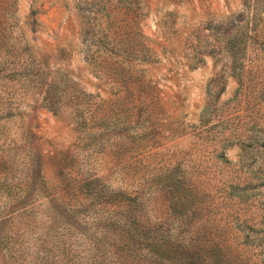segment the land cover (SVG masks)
I'll use <instances>...</instances> for the list:
<instances>
[{"label":"rangeland","instance_id":"374dc122","mask_svg":"<svg viewBox=\"0 0 264 264\" xmlns=\"http://www.w3.org/2000/svg\"><path fill=\"white\" fill-rule=\"evenodd\" d=\"M190 242L264 264V0H0V264Z\"/></svg>","mask_w":264,"mask_h":264},{"label":"trees","instance_id":"16d2710c","mask_svg":"<svg viewBox=\"0 0 264 264\" xmlns=\"http://www.w3.org/2000/svg\"><path fill=\"white\" fill-rule=\"evenodd\" d=\"M49 101V107L55 104L54 100ZM118 126L119 124L117 122H113L112 127L117 128ZM155 241L156 239L153 243ZM194 243L190 242L185 245L173 244L168 247L163 246L160 249H156V251L161 252L157 257L161 262H166V264H223L222 257L219 254L209 252V249L205 250L206 247L204 244L193 245ZM125 264L128 263L125 262Z\"/></svg>","mask_w":264,"mask_h":264}]
</instances>
